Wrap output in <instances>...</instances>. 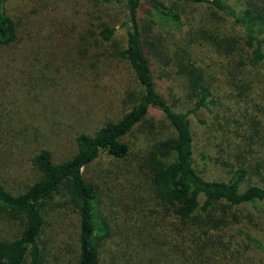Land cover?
Returning a JSON list of instances; mask_svg holds the SVG:
<instances>
[{
	"label": "trees",
	"instance_id": "trees-1",
	"mask_svg": "<svg viewBox=\"0 0 264 264\" xmlns=\"http://www.w3.org/2000/svg\"><path fill=\"white\" fill-rule=\"evenodd\" d=\"M102 1L123 12L124 41L113 54L127 63L137 88L125 93L118 116L90 134L77 133L74 152L56 162L48 149L30 144L26 127L9 128L3 99L29 74L14 63L34 35L18 28L0 0V150L18 133L15 146L29 149L35 171L32 180L13 186L0 152V220L16 224L12 235H0V264H43L45 214L59 207L77 215L75 264H228L221 232L230 227L227 209L258 203L264 217V187H241L242 167L227 180L207 179L195 169L189 116L211 112L216 99L194 48L208 45L223 55L226 82L237 96L264 102L254 93L262 90L255 67L264 69V0ZM224 20L238 38L218 34ZM90 25L96 41H111L113 26ZM102 153L108 160L100 167L95 161ZM262 163L253 171L264 170ZM200 225L217 233L208 236L196 229Z\"/></svg>",
	"mask_w": 264,
	"mask_h": 264
},
{
	"label": "rangeland",
	"instance_id": "rangeland-1",
	"mask_svg": "<svg viewBox=\"0 0 264 264\" xmlns=\"http://www.w3.org/2000/svg\"><path fill=\"white\" fill-rule=\"evenodd\" d=\"M4 7L18 22V28L34 35L14 63L25 65L29 74L20 76L3 99L9 111V128L12 132L26 127L32 146L48 149L54 161H61L74 152L77 133L90 134L104 121L118 116L125 93L137 88L127 63L113 54L124 41L120 26L123 12L117 4L102 0H5ZM92 22L113 26L111 41H96ZM219 26V35L238 38L240 33L226 20ZM194 53L216 99L211 112L189 116L195 169L207 179L227 180L235 168L242 167L245 175L241 187H264V170L260 168L256 173L252 169L257 161H263L264 166V102L255 99L253 104L237 96L226 82L229 66L223 55L208 45L195 47ZM8 67L1 69L8 71ZM256 77L262 82V90L254 93L264 95L262 67H255ZM174 84L172 92L180 97ZM151 113L158 116L155 111ZM12 138L8 136L2 142L0 152H4V169L13 174L11 180L7 179L19 186L32 180L35 171L27 161L29 149H19L15 144L21 140ZM107 160L102 153L95 162L102 167ZM260 209L258 203L227 209L230 227L221 232L229 243L228 264H264V217ZM77 225L76 213L67 207L46 212L40 239L43 264H75ZM196 229H205L208 236L217 233L207 226ZM15 230L14 222L0 220L1 236L8 237ZM111 249L115 251L116 246Z\"/></svg>",
	"mask_w": 264,
	"mask_h": 264
}]
</instances>
